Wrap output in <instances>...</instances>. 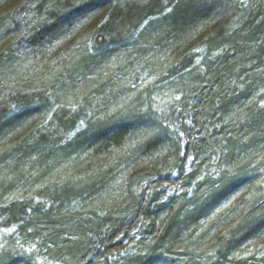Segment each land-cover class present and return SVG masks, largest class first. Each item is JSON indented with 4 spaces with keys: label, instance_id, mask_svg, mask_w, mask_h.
I'll return each instance as SVG.
<instances>
[{
    "label": "trees",
    "instance_id": "1",
    "mask_svg": "<svg viewBox=\"0 0 264 264\" xmlns=\"http://www.w3.org/2000/svg\"><path fill=\"white\" fill-rule=\"evenodd\" d=\"M133 67L168 83L176 108L191 103L204 132L186 134L190 171L165 110L137 94L107 111ZM261 169L264 0H0V216L16 227L0 264H33L17 239L60 264H249L234 253L264 235ZM179 180L188 189L164 199ZM242 191L236 219L172 258ZM119 235L134 246L120 253Z\"/></svg>",
    "mask_w": 264,
    "mask_h": 264
},
{
    "label": "rangeland",
    "instance_id": "2",
    "mask_svg": "<svg viewBox=\"0 0 264 264\" xmlns=\"http://www.w3.org/2000/svg\"><path fill=\"white\" fill-rule=\"evenodd\" d=\"M76 36V34H74ZM68 39L70 36L67 37ZM62 42H66V40H62ZM66 45V44H65ZM65 47V46H63ZM200 60V59H199ZM147 71L143 69H136L133 67V69H130L128 72V75L126 77V80L124 81L123 85V92L118 91V89L114 90L115 94L112 97H109L106 99V104L108 106L107 111L109 112H115L119 111L118 109L122 108L127 101H129L133 95L141 94V98L144 99L143 101V108H152V110H155L157 112V109H163L160 110V113H162L164 110L166 111L165 115L168 116L170 120H173L174 122H177V128L179 129V140L181 141V154L185 156V170L190 171L192 169V166L197 164L195 160L193 159V155H186V150L183 148L184 144L186 143L187 135L191 136L190 138H196L199 137L201 134L200 132H204V129L197 124V120L192 115V108L191 103L186 105L185 109L182 107L176 108L177 99L179 96H175L173 94V91H171L170 88H168V83L166 82H158L156 81V77L152 74L149 75ZM162 107V108H161ZM187 125L188 132L180 131L182 126ZM212 165V171L208 174L216 172V165L215 162H212L211 164L207 161L202 163L201 167L202 169H207ZM260 172L264 174V169H261ZM176 176V175H174ZM203 178L202 173L199 174L196 181L193 183V186L196 185V182L198 180H201ZM117 180V184L119 185L121 180ZM161 185V184H160ZM192 186V187H193ZM40 186L37 185L33 187V189L27 188H21V189H14L12 191H9V187H4V196L6 197L7 192L10 193L8 195V198L2 197L3 199H9L17 197L23 198V197H30L32 192L39 188ZM185 189H188L185 185H182L181 180L175 181V182H163L162 185L159 188V191L163 194V198L166 199V197H170L172 195L181 194L182 192H185ZM32 190V191H31ZM190 190H193V188H190ZM242 192H237L233 194L228 200H222L217 204V207H215L213 210H210L208 216L205 218V220L202 223V226L200 229H208L210 230L206 231L205 235L200 239V243H193L191 249H182L177 248L175 250V254H173L172 258H176L177 260H182L184 256L188 253H198V250H195L198 246L204 247V245H207V242H209L210 239V233L215 232L219 227H217L218 224H222V222L230 221L236 219L234 214L236 213L235 210L243 209L245 205H243L240 200H242ZM2 200V199H1ZM39 199H35L37 201ZM245 200V199H244ZM238 216V213H237ZM3 217L0 216V252L4 248H8L7 245V238L14 235L16 237V227L13 226H5L2 223ZM217 227V229H216ZM200 229H198V233H200ZM117 237V240H120V245L118 246L119 252H126L130 250V248L134 245H130V243L127 241V238H120ZM15 247L21 251L24 252L27 255H31V262L33 264H60L55 263L48 258H45L44 255L47 254L48 250L43 249L39 244L37 245H31L27 243H23L22 240L17 239L15 242ZM45 246V245H44ZM196 247V248H195ZM98 248V246H97ZM134 248V247H133ZM132 248V249H133ZM137 248V246H135ZM195 248V249H194ZM131 249V250H132ZM96 251V250H95ZM95 251H92V254L95 253ZM264 252V235L257 239H250L248 241H245L240 248H238L235 253L234 257L236 259H244L247 261V263H253L258 262V259L262 256L261 253ZM116 251L114 250L113 253H110L111 255L115 254ZM38 257H34V255ZM97 254L91 256L93 263L97 260ZM124 254V253H123ZM46 256V255H45ZM47 257V256H46ZM202 262L204 259L201 260ZM201 264V263H200ZM206 264H211L210 261H208Z\"/></svg>",
    "mask_w": 264,
    "mask_h": 264
}]
</instances>
